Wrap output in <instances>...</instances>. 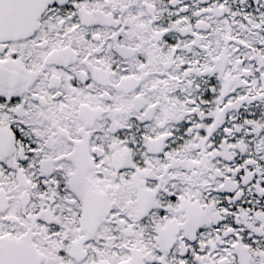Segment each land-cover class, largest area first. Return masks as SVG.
Listing matches in <instances>:
<instances>
[{
    "label": "snow or ice",
    "instance_id": "obj_1",
    "mask_svg": "<svg viewBox=\"0 0 264 264\" xmlns=\"http://www.w3.org/2000/svg\"><path fill=\"white\" fill-rule=\"evenodd\" d=\"M0 264H264V0H0Z\"/></svg>",
    "mask_w": 264,
    "mask_h": 264
}]
</instances>
